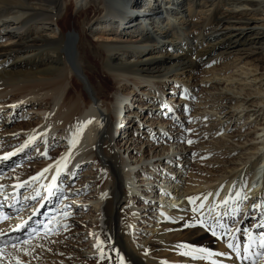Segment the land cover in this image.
I'll use <instances>...</instances> for the list:
<instances>
[{
  "label": "bare ground",
  "instance_id": "6f19581e",
  "mask_svg": "<svg viewBox=\"0 0 264 264\" xmlns=\"http://www.w3.org/2000/svg\"><path fill=\"white\" fill-rule=\"evenodd\" d=\"M73 10L74 14L71 13ZM72 17L73 24L69 26ZM70 28L73 34H70ZM234 50H240V55L256 62L249 70L253 75L249 79L247 75L238 79L247 81L234 82L239 86L236 88L238 91L223 80H219L222 87H214L212 92L208 89L206 93L211 101L204 102L207 109L201 111L206 118L218 112L222 113L221 117L228 114L225 103L233 98L235 103L229 106L232 111L243 113L246 118L255 114L254 111L251 114L247 112L251 110L247 105L248 101L251 102L248 98L251 94L246 93L241 98L240 90L255 81L264 83V0H0V105L12 106L18 101H31L29 103L36 106L35 112L46 118L35 127L22 129L26 131V139L22 142L34 143L38 137L42 142L46 138L49 143L55 135L54 138L62 142V147L68 148L57 155L50 152L45 160L49 156L56 160L50 165L43 162L38 167V170L46 169L43 177L46 183L43 182L48 186L42 185L41 201L55 200L58 194H63L66 203L58 211L54 205L47 206L51 211L56 210V216L50 213L47 223L41 228L42 234L35 237L50 231L49 224H65L57 219L67 214L65 207L68 202L89 200L94 203L92 213L95 219L88 220L87 225L96 233L82 229L78 234L88 238L87 241L96 249V259L88 261L87 255L93 253L79 252L72 256L64 241L58 243V239H54L60 251L49 242L40 245L52 258L55 257L53 255L63 258L52 264H121V260L123 264H264V255L258 254L256 248L246 259L241 258L246 237L250 239L253 234L264 231V186L258 191L259 182L264 183V139L260 142L263 148L250 146L252 133L257 135L256 138L264 136V121L260 122L264 119V112L254 115V124L259 128L244 133V143L238 141L240 133L234 135V145L223 148L222 159L211 169L212 173L199 180L191 177L186 181L182 174L175 175L177 170L184 171L189 165L186 163V150L172 152L169 158L167 151L166 154L163 152L164 144L172 146L180 141H177L180 134L176 133L179 130L175 124L173 128L166 125L165 130L157 135L154 133L152 140L146 141L145 147L149 145L147 153L145 147L141 149L142 144L131 146L130 132H127L131 128L125 127L130 112L129 109L122 112L128 103L120 106L124 93L115 90L110 102L108 99L103 101L106 98L105 95L101 97L103 86L92 83L85 69L89 67L87 54L92 51L101 57V65L116 83L133 78L137 83L143 81L141 86H152L165 77L181 74L185 69L193 71L203 60L208 63L225 58ZM11 91H16V94L6 95ZM162 91L158 88L154 93L162 94ZM235 93H239L240 98L237 99ZM255 99V103L264 106V96ZM160 104L161 101L154 97L150 105L156 109ZM89 120L92 122L84 126L77 137L75 134L81 123ZM158 122L163 125L160 119ZM259 130H262L260 135ZM112 133L124 134V143L128 142L124 149L127 158L122 156L123 149L121 152L114 146ZM232 153L237 154L228 157ZM169 159H172L170 162L174 160V167H171ZM86 160L102 175L100 179L88 180L91 181L89 188L92 192L83 194L81 187L73 189L53 185V177L56 178L58 173L61 176V169L69 172L73 165L78 163L75 167H80ZM156 169L168 172L162 177L152 178L150 174ZM256 174H259L260 181L253 179ZM31 175L29 172L21 177L24 179ZM41 177L35 180L39 181ZM157 178L163 181L159 186L156 185ZM7 181L11 185L3 187L0 193L8 195L12 190V198L14 188H18V183L15 184L17 178L0 180V188ZM36 181L30 185L33 187ZM237 185H240L239 189ZM142 186L150 187L140 188ZM32 187L29 193L24 191L27 196L40 193L39 188L35 186L33 190ZM152 190L155 193H150ZM131 193L137 198L132 199ZM73 195L80 196V199H74L77 196ZM133 200L141 210L134 209ZM167 200L170 206L163 205ZM6 205L7 202L3 203L1 208L5 212ZM158 205L164 207L159 209ZM152 208L157 209L156 215L159 216L156 227L135 238L129 232L133 229L135 214L148 215ZM238 208L245 211L239 218L234 216ZM29 209L32 211L31 206ZM9 210L5 214L8 216L5 225L0 226L1 239L22 241L25 229L18 230L17 225L23 213L12 216L13 210ZM1 212L0 218L4 216ZM250 216L251 223L246 221ZM66 217L71 218L68 214ZM140 224L137 222L138 226ZM26 225L32 230L41 226L39 219ZM75 230L79 229L74 227L72 232ZM229 242L239 246L241 257L227 247ZM20 248L24 254L30 252V249ZM201 248L208 251L202 252Z\"/></svg>",
  "mask_w": 264,
  "mask_h": 264
},
{
  "label": "rangeland",
  "instance_id": "374dc122",
  "mask_svg": "<svg viewBox=\"0 0 264 264\" xmlns=\"http://www.w3.org/2000/svg\"><path fill=\"white\" fill-rule=\"evenodd\" d=\"M71 13L74 14V10ZM72 24H73V17L69 19V26H71ZM69 31L70 34H73L71 28ZM240 54H241L240 50H234L233 52L227 54L228 56L225 58L215 59L208 63H205V61L203 60V62L198 64L196 67H194L193 71L189 69H185L181 74L168 76L165 77L162 81L155 82L154 85L152 86L148 85L151 88V91H149L147 85L141 86L144 84L143 81L137 83L136 82L137 80L133 78L129 79L126 82L122 81V83H120L121 82L120 81L119 83H116V81L107 74L106 70L101 65L102 63L101 57L98 54L95 55L92 51H90V53L87 54L89 67L88 68L86 67L85 69L92 83L96 82L103 86V92L101 97H103L104 95L106 96V98L103 101H106L108 99L107 102L108 101L110 102V100L114 98L115 90H119L121 91V93H124L125 97L122 98L121 101L122 104L120 106H123L125 103H128L126 104V110L129 109L128 112H130V116H128V122L125 123L126 124L125 127L131 128L128 129L129 131L127 130V132H130L129 136H131V139L129 140L131 141L130 143L131 146L137 147L142 144V146H140L142 149V147H145L147 143L146 141L149 142L152 140V136H154L153 135L154 133L156 135L158 133H161L162 130H165L164 128L166 125H168V127L171 126V128L175 126L179 130L176 133L180 134L177 141L178 140L180 141L178 142L176 141L177 144H173L172 146H169L168 144H164L163 146L165 148H163V152L164 154H166L167 151V158H169L168 156H170L172 152L175 151L177 152L178 150L179 151L186 150L184 153H186L185 158L188 159L186 160V163H189V165L185 167L184 171H181L179 169L176 171V173L175 172L174 173L175 175L178 176L182 174L181 177L183 179H186V181L189 180L191 177H195L196 180H199L201 177L210 174L211 169H214L215 165L218 163V160L222 159V157L220 156L221 154H223L224 151L223 148L228 147L229 144L234 145L233 144L234 135L240 133L238 141L242 142L244 138L243 137L244 133L246 134V132H248L249 130L252 131L253 128L254 130H256L257 129L256 127L259 128V126H256L254 124V120H255L254 115H257V113L260 114L262 111L264 112V106L255 103L256 101L255 98H260L264 96L263 81H260V83L256 81L255 82L251 81L252 83L246 84L243 90L242 91L240 90L241 98L244 97L246 93L251 94L250 96H248V98H251L250 99L251 102L248 101L247 103L248 109L251 110L247 112L251 114L254 111L255 114L251 115L249 118H246L245 116L243 117L242 115L243 113H237L236 110L232 111V108H230L229 106L234 105L235 103L234 98L231 101H226L225 105H227L228 107L226 106L225 110H228L229 113L226 114L225 116L223 115V117H221L222 113L220 112L216 113L215 116L212 115L210 118H206L202 113L203 109L204 110L207 109V107H204L206 101H208L209 99H210L209 101H211V97L210 95H207L206 91H208L209 89L212 92V90L215 89L214 87H222L223 83L219 80H223L225 81V83L227 82L231 86L233 85L232 86L234 88L233 90L238 91L236 88H238L239 86H235L237 85V83L234 85V82H239V81L242 82V80L247 81L246 79H241L238 81L240 77L243 78L246 75L250 76L247 79L252 77L253 72H251L252 75H250V71L253 68L251 67L255 66L256 62L255 61L253 62V60L251 61L249 58H245L244 55H240ZM228 79H231V81H229ZM158 88L163 90L162 94L154 93L155 89ZM191 93L193 94L192 96ZM9 94L10 96H13V94H16V91H11L6 93V95ZM238 94L239 93H235V95L231 94V96L234 95L238 99L240 98L238 97L239 96ZM217 95L218 94H215V96ZM154 97H157V99L161 101V104L156 109L152 108L150 105L152 104V99ZM130 98H131V102H130ZM29 102L31 101H24V102L18 101V103L12 105L13 107L11 105H0V157H3L7 153H14V155L9 156L8 159H0V180H5V179L11 180L14 177L17 178L15 184L18 183L19 187L15 188L14 195L12 196L13 203L12 205H10L12 208V209L10 208V210H13V212L10 210L9 211L12 212L10 213V215L12 216L15 215L16 213H23L22 214L23 216L21 217L22 219L19 220L18 223L19 225H21V227H19L18 230L25 229L22 231V235L24 238V240H22L23 242L18 240L17 242L11 240L5 241L1 239L2 236H0V264H52V262H57L63 258L56 255H53L55 257L52 258V256L49 255V252L41 248L40 245L49 242L51 245H54V247L59 249L60 251L61 248L58 246L59 245L58 243L63 241L65 246L68 247V249L72 253L70 255L77 256L76 253L79 252L84 254L93 253V255H87L88 257L87 259H89L88 261H94L96 259V252H97L96 249L90 244V241H87L88 238L83 236L79 237L80 234H78L81 232L82 229H86L91 233H96V230L92 229L89 225H87L88 220L95 219L94 213H92L93 212L92 207L94 205L92 201L72 200V202L71 201L68 202L66 204L65 210L67 211L66 213L68 214V216H70L71 218L68 219L66 217L67 214H63L57 219L64 221L63 223L65 224L63 225H58L57 223L49 224V227L51 228L50 231H47V233H43L41 237H35V235L30 236L32 229H28L26 225L27 223L31 222V220L33 221L35 219L36 220L39 219V223L41 225L40 229H41L43 225L47 223L46 219L50 213L53 212L52 216L54 217L56 216L55 213L56 210L51 211L50 209L51 207L48 208L47 206L49 204L54 205L53 207H56L58 211L66 203L63 200V196H64L63 194H58L55 200L51 199L50 201L49 199L48 200L49 203L41 201L40 198L42 196V191H43V189L41 188H43L46 181L43 179L45 171L42 172L43 169L38 170V167L43 162H47L50 165V163L56 160V159H52L51 156H49V159L45 160V158H47L50 152L51 153L54 152V154L57 155L63 151H66L68 148L67 149L63 148L60 139L58 140L57 137L54 138L55 135L52 136V138L49 140V143L47 142L46 138L44 142H42L43 140L41 138L38 139L37 137L34 140V143L30 142L28 143V146L24 147L27 141L25 142L22 141L23 139H26L25 136L26 131L22 129L30 128L32 126L35 127L39 123H41L42 119L46 118L42 113L35 112L36 106L33 105L34 103H29ZM259 107L260 109L257 110ZM169 109H171V111H169ZM208 109L210 110V107ZM102 110L104 111V109ZM219 110H221V107ZM230 114H232V117L230 116ZM143 116L144 118H142ZM159 119L162 121L163 125H161L160 122L157 123V120ZM174 119L176 121H174ZM152 120L155 122L151 123ZM166 121H170L169 122L170 124H166ZM263 121L264 119L260 120V122L262 123ZM173 124L175 125L173 126ZM244 125H246L247 127H244ZM251 125L253 127H251ZM261 127L262 125L260 126V128ZM246 128L248 129L246 130ZM168 131H171V129H169ZM261 131L262 130H259L258 135L262 133ZM148 132L150 133L148 134ZM126 135H128V133ZM112 136L115 139L114 146H116V148L119 147L121 152L123 149L122 156L124 158H127V154L124 149L128 144V142L126 144L124 143L125 140L124 138H122L125 137L124 134L120 136L118 134L114 135V133H112ZM256 137L257 135L253 133L250 135V138L252 139V140L250 139L251 140L250 146H253L254 148L257 147L258 149L263 148V144H261L260 142L264 139V136L260 138H256ZM250 140L248 141L250 142ZM188 141H191V143H189ZM148 146L144 148L146 153L148 151L147 150ZM236 154L237 153L235 154L232 153L228 157H232V156L235 157ZM171 160L172 159H169V163H171V167H174L175 166V164L173 163L174 160L170 162ZM75 165H73V167L69 172L67 170L61 169L60 173L62 172V175L59 176V173L56 175V178L53 181V185H60L62 187L68 186L69 188H73V189H79V187H81L82 189H84L83 194H85L88 191L92 192L91 188H89L90 186H92V184L91 181L88 180L100 179L102 175L99 174V172L92 167V164L88 160H86V162H84L80 167H75ZM147 167L148 166L144 167V169ZM63 171H64V175H63ZM29 172L32 173L30 177L27 176L26 178L24 177V179L21 177ZM67 172H68L67 174L68 176L65 175V173ZM167 172L168 171L164 169H159V170L156 169V171L152 175L150 174V176H152V178H155L156 176L162 177ZM37 173H41L42 176L41 180L39 179V181H36L35 179L34 180L30 179L32 178V176H36ZM9 174H11L12 176L11 175L8 176ZM135 174L138 173L136 172ZM140 174H143V172H140ZM2 176L5 177V179H2L3 178ZM57 179L58 181L59 180L60 181L58 182ZM32 181H36L33 187L30 185ZM186 181L184 180V183ZM9 183H10L9 181L4 182V184L2 183L3 186H1L0 191L6 188L7 185H11ZM35 186L41 190L40 193L27 196L26 192L29 193L30 191H32L31 187L34 190ZM45 186L48 187L47 185ZM168 186L170 185L168 184ZM143 187H150V186H142L140 188ZM127 188L128 187H126V189ZM58 189L60 190L61 188ZM25 190L27 191L24 192ZM153 192L154 190L150 191V193ZM73 196H77V197H73L74 199L75 198L80 199V196L78 197V195H73ZM131 196L132 199L137 198V195L134 196L133 193H131ZM148 198L149 200L152 199L151 197ZM97 200L98 199H96V201ZM0 201H5V200L0 198ZM134 201L135 200H133L132 202L133 205L135 204ZM34 202L35 205H31ZM0 203L2 204L3 202ZM168 203L169 201L167 200V202H165L163 205L170 206V204ZM171 205H172V201H171ZM30 206L32 211H30L29 209ZM158 206H159L158 208L160 209L162 205H158ZM133 207L136 210H141L137 208L135 205ZM163 207L164 206H162L161 208ZM156 212L157 209L152 208L150 209V214L148 215H143L141 212L135 214L136 218L134 217L132 220V222L135 223H133L132 225L133 229H130L129 232L133 233V236L135 238H140L145 233H148L152 228L156 227L158 223L157 219L159 216L156 215L157 214ZM251 212L252 211L250 209L249 213ZM240 213L245 214V211H243L241 208H238V210L234 212V216L239 218L241 215ZM7 217L8 216L4 215L2 218H0V226L5 225L6 223L5 219ZM246 221L251 223L252 222L251 216L247 217ZM137 222L141 224L138 226ZM85 226H87V228H84ZM67 227L70 228L69 231H67ZM74 227H77V229L79 230H75L72 232ZM18 230H16V232H18ZM54 239L55 240L58 239L57 240L58 243ZM25 241H27V243H25ZM7 247H9L8 250ZM20 247L30 249V252L26 251L24 254L22 253V249Z\"/></svg>",
  "mask_w": 264,
  "mask_h": 264
},
{
  "label": "snow or ice",
  "instance_id": "6c2138e0",
  "mask_svg": "<svg viewBox=\"0 0 264 264\" xmlns=\"http://www.w3.org/2000/svg\"><path fill=\"white\" fill-rule=\"evenodd\" d=\"M169 111H171V109H169ZM92 121H84L81 123L77 133L75 134L77 137L79 136V134L82 132L84 126H86L88 123H91ZM34 139V138H32ZM76 142L78 143V139L76 140ZM189 143H191V141H188ZM28 146V142H26V144L24 145V147ZM14 155V153H7L5 154L3 157H0V159H8L9 156ZM43 171H46V169H43ZM41 175V173H37L36 176L30 178V179H36L37 177H39ZM53 179H55V177H53ZM19 187V186H17ZM239 195V193H238ZM189 201L191 202L192 198L189 197L188 198ZM254 207H258L257 205H254ZM193 211H195V209H193ZM201 223H203L201 221ZM21 227V225H17V228ZM247 231V230H245ZM2 234V233H0ZM212 235L215 236L216 232L213 231ZM25 243H27V241H25ZM228 248H231L233 251H235L237 253L238 257H241V253H240V248L239 246H234L233 242H229L227 244ZM243 256L241 258H247L250 254H251V250L253 248H256L258 251V254L260 255H264V231H261L258 235L253 234L252 237L249 239L246 237L245 241L243 242ZM202 252H207L208 250L205 248H201L199 249ZM216 255H225V253H216ZM121 264H123V261L121 260Z\"/></svg>",
  "mask_w": 264,
  "mask_h": 264
}]
</instances>
